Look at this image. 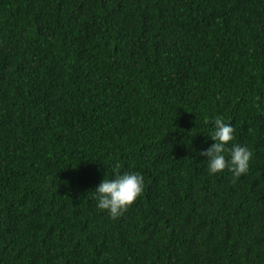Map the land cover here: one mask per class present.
<instances>
[{
    "label": "trees",
    "instance_id": "obj_1",
    "mask_svg": "<svg viewBox=\"0 0 264 264\" xmlns=\"http://www.w3.org/2000/svg\"><path fill=\"white\" fill-rule=\"evenodd\" d=\"M0 264H264V0H0Z\"/></svg>",
    "mask_w": 264,
    "mask_h": 264
},
{
    "label": "clouds",
    "instance_id": "obj_2",
    "mask_svg": "<svg viewBox=\"0 0 264 264\" xmlns=\"http://www.w3.org/2000/svg\"><path fill=\"white\" fill-rule=\"evenodd\" d=\"M213 144L199 154L206 157L207 171L216 174L228 169L234 178H239L249 171L252 152L234 141V129L223 118H216L208 135ZM144 190V177L136 172H121L119 166L111 178H103L95 188L96 207L106 211L116 219L141 196Z\"/></svg>",
    "mask_w": 264,
    "mask_h": 264
}]
</instances>
